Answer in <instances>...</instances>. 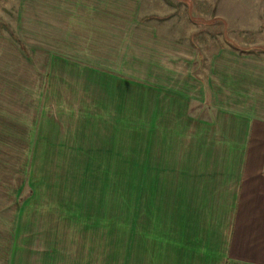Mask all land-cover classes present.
Listing matches in <instances>:
<instances>
[{
  "label": "rangeland",
  "instance_id": "rangeland-1",
  "mask_svg": "<svg viewBox=\"0 0 264 264\" xmlns=\"http://www.w3.org/2000/svg\"><path fill=\"white\" fill-rule=\"evenodd\" d=\"M114 1L0 0V264H144L142 257L150 260L153 238L175 232L166 227L169 224L164 217L168 216L166 206H173L157 197L163 201L161 191L177 192L180 203L188 181L179 168L188 149L183 142L175 143L174 132L170 138L154 135L161 129L157 124L164 126L172 120V130L177 123L188 130L190 125H198L193 116L211 120L215 98L200 91L209 81L215 84L208 85L209 92L218 88L226 111L235 83L229 86L231 83H220L219 78L238 65L245 72L241 79L264 76V57L250 65L249 55L226 46L219 34L225 31L221 22L213 27L191 25V41L201 52L192 45L191 72L184 75L180 47L188 40L185 23L190 26V21L183 19L184 5L178 0L174 1L176 19L143 23L154 24L156 32L150 24L138 29L128 26L131 21L116 20L125 17L122 13H112L108 26L109 13L103 17L95 13L89 17L93 30L74 36L73 30L78 31L75 26L85 22L79 20L83 13L90 9L113 12L118 7ZM145 1L147 8L140 4L135 11L140 22L152 16V5L156 14H167V3H162L159 11L156 6L160 1ZM233 3L194 0L193 14L209 15L214 8L232 13ZM47 11L58 19L65 16V20H44ZM63 21L72 24L70 35L81 44L87 39L92 43L94 35L96 40L89 45L92 50L103 46L102 34L107 36L105 51L93 55L94 51L86 48L77 55L64 44H53L55 51L49 52L47 61L39 59L32 51L39 48L36 43H45L41 24L63 30ZM225 21L230 38L252 45L253 38L238 31L235 21ZM32 29L37 35L27 34L26 30ZM12 31L24 42L23 48L20 40L11 37ZM64 34L69 41L65 29ZM124 40L130 55H126V47L116 53V43ZM56 48L63 50L57 52ZM123 56H128L126 62ZM56 57L92 71L80 68L78 74L63 73L59 64L56 74L51 68ZM27 68L31 69L26 72ZM34 69L38 76H33ZM100 75L111 82L98 80ZM85 79L89 83L81 82ZM122 79L137 82L124 83ZM185 79H190L186 86L192 90L190 108L196 114L188 117L169 109L177 99L184 103ZM158 99L163 104L159 113L154 112ZM246 102L233 106L247 109ZM147 142H155L156 158L154 164L149 160L146 165L149 183L142 194V154L146 156L152 145L141 148V143ZM178 231L175 234H180Z\"/></svg>",
  "mask_w": 264,
  "mask_h": 264
},
{
  "label": "crops",
  "instance_id": "crops-1",
  "mask_svg": "<svg viewBox=\"0 0 264 264\" xmlns=\"http://www.w3.org/2000/svg\"><path fill=\"white\" fill-rule=\"evenodd\" d=\"M158 1L161 2L159 7L156 6L159 11L162 3H167V14L162 16L156 14L155 7L152 5V16L146 17L142 22L137 19L139 13H135V11L140 8V4L147 8L145 0H115L114 2H116L118 7H115L116 9L113 12L111 10L90 9L87 13H83L82 17H80L81 15L79 16V20H84L85 22L77 24L75 27L78 28V31L72 29L74 31L73 34L78 38L83 32L90 28L92 29L89 17H92L95 13H101L102 17L104 15L107 16V13H109L108 26H110V18L113 19L112 13H122L125 17H120L116 20L125 19V21H131L128 26L138 29L143 25H151L153 22H170L177 18L176 3L174 2L176 0ZM213 1L217 5H222L226 0H222L223 3L220 0ZM178 2L184 5L183 19L190 21V26L185 23V30L189 29L188 40L186 44L180 47L183 58H185L183 59L184 75L191 72L193 60L192 45L194 43L191 41V25L213 27L217 25V22H221L225 27V31L219 34L223 35V41L226 46L240 54L249 55L248 58H251L249 59L250 65H255V60L258 61L260 57H264V0H231V3L234 2L233 4L235 5L232 8V13L231 11L224 13L214 8V11L212 10L213 12L209 15L199 16L193 14L195 8L194 0H178ZM244 3L249 6L244 7ZM110 5L111 3L109 2L108 8H110ZM88 13L92 15H87ZM45 14L49 15L51 11H47ZM67 19L69 20V16ZM44 20H65V16L62 19H58L52 15H45ZM225 20L235 21V28L238 31L239 29L240 32L243 30V32H246L243 34L248 35L249 39L253 38L251 42L249 40L252 45L245 46L230 38L227 35L229 31L226 32ZM93 21L100 20H91V22ZM104 21L107 23V19ZM146 21L151 23L143 24ZM61 24L63 30L45 25L43 27L41 24L39 31L40 35L45 39V43H36L35 46L37 45L39 48L32 51L39 59L43 57V60L47 61L50 56L49 52L55 51L53 44H64L69 51H74L78 55L79 50L85 53L84 49H90L89 45H92L96 40L93 35L92 43L90 39H87V43L81 44L80 41L74 39L72 34L70 35L69 31L72 28V24H69L68 21L66 24L64 21ZM121 26L125 27V25ZM149 28L152 32H156L154 24ZM53 29L55 32H51ZM64 29L66 30V35L71 37L69 41L64 38ZM12 32L22 41L15 31ZM26 32L30 36L37 35V31H34V29L26 30ZM153 35L155 36V34ZM101 37L103 46L100 49L89 50L94 51L93 55L104 52L105 46L109 43L107 36L102 34ZM116 47V53L119 52L118 49L126 47V55H130V50L125 40L124 42L116 43ZM194 47L196 52H201L196 45ZM60 50L63 49L56 48L57 52ZM240 51H248L249 53H241ZM126 57L128 56H123L121 59L126 62ZM201 57L202 55L199 56V59ZM52 60L51 68L55 69L56 74L57 65L59 66V64L63 65L58 67L63 73L78 74L80 68L92 71L90 67H83L86 65L79 63L75 64L66 61L67 63L65 64L64 60L58 61L60 59L57 57ZM249 62H247L246 66L249 65ZM44 68L46 74L45 64ZM28 69L31 68H27L26 72ZM118 73L122 74V72ZM37 74L34 69L33 76H38ZM243 74L245 72L238 65V68L234 67L231 69L230 74L228 73L224 77L219 78L220 83H226L227 85L231 83L229 86L235 83V89L230 87L232 92L231 94L227 93L232 98L229 103H225V105L229 106V108L225 107L226 111H223L221 107L222 100L217 92L218 88L216 86L214 88L211 87L212 91L209 92L208 85H215L212 81H209L200 90L202 93H205L206 90L208 97L210 94L211 99L215 98L216 101L213 106L211 104L215 113L209 121L202 119L200 115L193 116L196 114H194L193 108H190L192 90L186 86L190 83V79H185V92L187 93L184 97V103L177 99L174 104L175 107L173 105L169 109L174 111L173 114L175 115L181 113L185 114V116L187 114L193 116L195 119L191 118L192 121L198 122V125L194 126V128L190 125L187 130V127L177 123L174 125V130H172V120L164 123V126L161 125V122L157 124L161 129L154 131V135L161 139L167 134L166 138H170L171 132H174V135H176L175 143L182 144L183 142L188 149L183 155L185 163L181 164V166L179 165L182 173L186 174L188 181L184 184V197L181 196L183 201L180 203L176 199L177 195H180L177 192L166 190L159 193L163 197V201L157 197L161 203H168L173 206L172 209L166 206L168 216L164 217L168 219L169 224L166 227L175 229V232L180 229L181 232L178 231L180 234H175L174 232V234L169 236H161L159 239L153 238V248L150 250L151 259L148 260L142 257L141 262H144V264H264V76H255L246 81L247 79L240 78ZM105 76L100 75L97 78L104 83H110L111 79L108 78L107 80ZM75 77L77 78V75ZM117 78L119 80V77ZM123 81L124 83L137 82V80L130 81L127 79ZM81 82L89 83V79ZM194 88H197V85ZM101 91H99V95ZM123 93H125L124 90ZM98 99L100 98H96L95 101ZM153 100L155 101V96H153ZM245 101H247V109L234 108V103L240 105ZM156 102L159 104H153L154 112H163V104L160 99ZM156 108L158 111H156ZM188 136L191 137L190 140H186ZM160 142L162 143V141ZM145 145H152V148L148 150L146 156L142 154V170L144 169L142 194H144L145 188L149 183V169L146 165L149 160H152L151 164H154V159L156 158L155 142H150V144L148 142L145 144L141 143V148H144ZM161 175L165 174L162 172Z\"/></svg>",
  "mask_w": 264,
  "mask_h": 264
},
{
  "label": "trees",
  "instance_id": "trees-1",
  "mask_svg": "<svg viewBox=\"0 0 264 264\" xmlns=\"http://www.w3.org/2000/svg\"><path fill=\"white\" fill-rule=\"evenodd\" d=\"M8 28V27H7ZM12 36V38H14L16 41L17 40H20L18 37H16L14 34H12L11 35ZM21 41V40H20ZM21 47L23 48L24 47V42L23 41H21ZM241 53H249L248 51H240Z\"/></svg>",
  "mask_w": 264,
  "mask_h": 264
}]
</instances>
